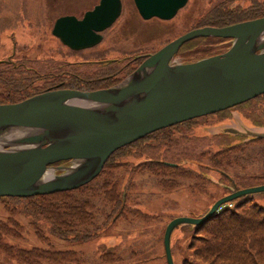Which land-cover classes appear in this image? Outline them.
<instances>
[{
    "label": "water",
    "instance_id": "95a60500",
    "mask_svg": "<svg viewBox=\"0 0 264 264\" xmlns=\"http://www.w3.org/2000/svg\"><path fill=\"white\" fill-rule=\"evenodd\" d=\"M186 2L135 0L144 18L164 19ZM120 8V0H101L81 19L58 17L52 34L72 48L90 47L101 40L97 31L111 25ZM206 36L230 39L231 44L195 61H172L185 41ZM259 94H264V15L224 26L194 27L149 53L116 84L91 91L48 89L2 103L0 197L73 190L96 178L119 147ZM258 192H264V183L224 194L200 216L171 218L162 235L167 264H175L170 236L180 224H201L224 203Z\"/></svg>",
    "mask_w": 264,
    "mask_h": 264
},
{
    "label": "trees",
    "instance_id": "16d2710c",
    "mask_svg": "<svg viewBox=\"0 0 264 264\" xmlns=\"http://www.w3.org/2000/svg\"><path fill=\"white\" fill-rule=\"evenodd\" d=\"M238 1L216 2L199 17L196 26H224L264 15V0H249L247 6ZM1 24L3 23L0 22ZM230 42V39L221 37H194L183 43L176 56L183 62L195 61L226 50ZM216 47L217 51L214 50ZM30 61L27 58L21 61L0 59V104L20 101L45 91L51 81L46 82V79L41 77H50L56 83L62 81L68 89L91 91L116 84L136 68V66L122 67L121 77L116 74L117 70L106 72L108 69L104 67L87 75L76 70L79 63H63L54 59L53 62L58 64H53V70L43 76L29 65ZM97 75L99 76L93 77ZM109 75L110 81L107 80ZM227 110H220L218 114ZM206 116L187 119L152 131L130 144L119 147L107 158L96 178L73 190L29 197H0V264H81L78 254L69 249H57L51 238L55 236L70 242H83L108 230L110 224L119 219L128 224H131L133 219L146 224L155 221L156 215L140 209V202L137 200L139 194L132 181L134 175L125 176L126 173L150 172L151 174L148 175L153 178L161 193L172 192L186 183L192 190L197 188L199 191H205L213 180L208 175V171L211 170L219 173L221 177L217 183L227 192L239 188L236 178L230 175L227 167H223L231 163L229 151H237L264 136L244 134L242 136L244 138L240 137L241 140L228 143L216 151H209L205 155L207 169H200L204 165L198 161L196 170L184 168L178 161L176 162L177 157L170 160L166 155L157 153L156 148L164 143L169 144L174 138L172 130L184 128L179 134L186 140L198 137L189 135L190 139H187L189 136L186 131L192 129L200 118ZM131 155L140 161L134 163L131 159H127ZM113 174L115 176L111 177ZM248 177L258 182L255 185L264 183V170L258 175L253 174ZM223 180L227 181L228 185H222ZM262 200H264V192L239 196L224 203L201 224H180L190 235L188 243L190 254L182 256L181 264H264V202H261ZM25 228L42 245L34 244L31 247L18 245L17 242L22 239ZM147 230V228L143 229L140 234H145ZM131 251H133L129 253L131 256L138 252L135 249ZM123 255L121 251L117 252L114 246L106 247V251H102L99 255V264H122ZM152 257L154 256L149 258Z\"/></svg>",
    "mask_w": 264,
    "mask_h": 264
},
{
    "label": "rangeland",
    "instance_id": "374dc122",
    "mask_svg": "<svg viewBox=\"0 0 264 264\" xmlns=\"http://www.w3.org/2000/svg\"><path fill=\"white\" fill-rule=\"evenodd\" d=\"M218 1L220 0H188L170 20L152 18L145 22L133 10L131 0H124L121 16L111 28L105 31L102 43L91 49L72 52L51 35L53 18L57 13L69 8L78 9L87 5L88 0H0V22L3 23L0 25L2 27L0 30V59L7 60V57L13 56L15 60L21 61L27 58L31 60L29 65L43 76L53 70V64H58L53 61L58 59L63 63L80 62L81 65L79 63L80 66L78 65L76 70L87 75L104 67L108 69L106 72L117 70L116 74L121 77L123 75L121 69L128 60L137 57V54L158 50L171 39L197 27L199 17ZM239 1L245 6L249 3V0ZM217 49L216 47L214 50L217 51ZM110 75L107 80L110 79ZM46 78L41 77V79ZM222 116L223 114L220 113V115L209 114V116L200 118L197 125L186 131L188 136H198L191 139L190 136L187 137L190 140L180 136L181 129L184 130V128L172 130L174 138L169 141V144L164 143L156 148L157 153L166 155L170 160L177 157L176 162L178 161L184 168L196 170L198 161L204 165L200 169H207L205 168L207 164L205 155L209 151H216L228 143H233L240 136L236 133L228 134V130L245 131L247 134L264 133V95L243 104L238 110L233 109L227 124L210 129L209 124L217 123ZM232 118L241 120L243 125L236 124ZM246 123L249 127L244 126ZM218 133L223 134L219 137L216 135ZM229 152L231 163L223 167H227L230 175L236 178L239 188L257 184L258 182L248 175H258L264 170V138L244 148H239L237 151ZM127 159H131L134 163L140 161L133 155ZM148 174L151 173L143 171V173H126L125 176L134 175L132 181L139 194L137 200L140 202V209L148 214L156 215L155 221L152 220L146 224V222L133 219L131 224H128L119 219L110 224L108 230L88 241L70 242L53 236L51 242L57 249L74 251L80 257L81 264H99L100 253L106 251V247L111 246H114L117 252L121 251L124 254L122 264H167L163 240L160 238H162L168 221L179 215H202L203 211L210 207L215 199L224 196L227 190L217 183L221 176L213 170L208 171V175L213 180L207 185L205 191H199L197 188L192 190L186 183L177 190L161 193L153 178ZM114 176L115 174L111 175V177ZM223 182L222 185H228L227 181L223 180ZM145 228L148 229L147 232L140 234ZM23 233L22 239L16 241L18 245L23 247H31L34 244L42 245L32 233L27 231V228L23 230ZM189 236V233L185 232L180 225L173 230L171 245L175 264H181L183 255L189 256ZM134 249L138 252L133 256L129 255ZM150 256L154 257L149 258Z\"/></svg>",
    "mask_w": 264,
    "mask_h": 264
},
{
    "label": "flooded vegetation",
    "instance_id": "af4514ba",
    "mask_svg": "<svg viewBox=\"0 0 264 264\" xmlns=\"http://www.w3.org/2000/svg\"><path fill=\"white\" fill-rule=\"evenodd\" d=\"M89 1V3L87 4V5H84V6H82V7H80V8H78V9H71V8H69L68 10H66V11H62V12H59V13H57L55 16H54V18H53V23H52V28H53V24H54V22H55V20L58 18V17H61V16H67V15H73V16H75L77 19L79 18V19H81L83 16H84V14L86 13V11H89L90 9H92V8H94V6H96L97 4H99L100 3V1L101 0H88ZM121 1V8H120V10H121V12H120V14L113 20V23L111 24V25H109V26H107V27H105V28H102V30H99V31H97V33L98 34H100L101 36H102V38H101V40L99 41V42H97V43H94V44H92L90 47H84V48H80V49H75V48H72V47H70L69 45L67 46V45H65L62 41H61V39H60V37L59 36H55V35H53L52 34V28H51V35L53 36V37H55L61 44H62V46H64V47H66L69 51H72V52H78V51H80V50H85V49H91V48H94V47H97L96 45H99L100 43H102V41H103V39H104V37H105V31L106 30H108L109 28H111L112 26H113V24L115 23V21L121 16V14H122V12H123V2H124V0H120ZM82 2H84V3H86L85 1H82ZM131 2H132V5H133V10L135 11V13L140 17V19L142 20V21H145V22H147V20H150V19H160V20H170V18H172V17H174L176 14H177V12L179 11V10H181V8L172 16V17H170L169 19H164V18H158V17H156V16H151V17H147V18H144L142 15H141V13H140V11L137 9V7H136V3H135V0H131ZM186 4V3H185ZM184 4V5H185ZM183 5V6H184ZM182 6V7H183ZM66 8H68V7H66ZM66 8H64V9H66ZM15 45V44H14ZM157 50V49H156ZM156 50H154V51H156ZM154 51H149L148 53H146V52H144V53H140V54H137V57H135V58H132V59H130V60H128L127 62H126V65L125 66H123V67H126V66H137L138 65V63L141 61V60H143L146 56H148L149 55V53H151V52H154ZM13 54H14V51H13ZM2 60H4V59H2ZM7 60H15L14 58H13V56H9V57H7ZM180 61H181V59H180ZM69 62H76V61H69ZM77 63H80V62H77ZM47 81H51V83L50 84H48V86H47V88H46V90L45 91H47L48 89H58V88H66L65 86H64V83L62 82V81H58V83H56V82H53V80H52V78H50V77H48V78H46V82ZM263 96L264 94H259V95H257L256 97H258V96ZM256 97H254V98H256ZM253 98V99H254ZM252 100V99H251ZM249 101V100H248ZM245 102H247V101H245ZM244 103V102H243ZM243 103H241V104H243ZM238 105H240V104H237V105H233L232 107H230V108H226V109H228L226 112H223L222 114H223V116H222V118H221V120L219 121L218 120V122L217 123H215V124H209V125H211L210 126V129H212V127H217V126H221V124H227L228 122H229V120H230V118H229V115H230V113L232 112V110L233 109H236V110H238V108H240L241 106H238ZM220 112V111H219ZM209 114H212V115H219L218 114V112H214V113H209ZM207 116H209V115H207ZM232 120L236 123V124H242V121L241 120H235V119H233L232 118ZM256 124H258V123H256ZM243 125V124H242ZM244 126H246V127H249V125H248V123H246V125H244ZM250 126H255V125H250ZM257 126V125H256ZM227 131V130H226ZM228 132L229 133H231V134H233V133H236L237 135L238 134H240V136L238 137V139H240L241 140V138L240 137H242L243 135H242V133H245V134H247L245 131L244 132H242V131H236V130H228ZM247 135H249V134H247ZM242 138H244V137H242ZM237 139V140H238ZM237 140H235V141H237Z\"/></svg>",
    "mask_w": 264,
    "mask_h": 264
}]
</instances>
